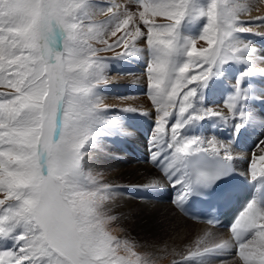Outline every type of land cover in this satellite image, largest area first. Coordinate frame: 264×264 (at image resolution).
<instances>
[{
    "label": "snow or ice",
    "instance_id": "6c2138e0",
    "mask_svg": "<svg viewBox=\"0 0 264 264\" xmlns=\"http://www.w3.org/2000/svg\"><path fill=\"white\" fill-rule=\"evenodd\" d=\"M196 24V36L185 33ZM242 34L264 36V0H0V86L14 89L0 94V264H156L151 253L135 250L145 245L112 234L124 187L93 167L117 138L134 135L104 103L111 61L103 52L146 58L153 111L118 109L153 120L149 162L161 179L143 188L176 189V209L210 226L180 251H160L179 257L172 264H229V257L264 264V140L241 173L254 194L229 239L211 230L214 217L185 210L194 196L223 199L237 159L232 140L188 132L206 120L233 128V137L249 123L264 125L248 108L259 97L244 86L264 78V57ZM230 63L245 65L232 94L205 107L203 91Z\"/></svg>",
    "mask_w": 264,
    "mask_h": 264
},
{
    "label": "bare ground",
    "instance_id": "6f19581e",
    "mask_svg": "<svg viewBox=\"0 0 264 264\" xmlns=\"http://www.w3.org/2000/svg\"><path fill=\"white\" fill-rule=\"evenodd\" d=\"M102 2L110 3L111 0H102ZM117 2H121V0H117ZM237 2L248 3L250 0H237ZM241 39L250 41L252 46L257 50V47L264 46V36L242 34ZM258 53L260 56L261 52L259 50ZM124 61L126 64H129L126 65L124 62V66L126 65L128 67H136L140 70H145L146 58L143 60L128 59ZM234 64L235 63H232L231 65ZM115 69L123 71V68L120 66H115ZM144 76L145 74L136 77H129L121 74V76H116L111 79V84L116 86L107 85V87L104 85L100 90L104 96V103L113 108L112 110L116 111L127 106H133L149 112L153 111L149 98L145 94V83L141 81ZM263 85V81H259V84H256V82L254 83V86L258 89ZM209 89L210 87L208 86L203 91L204 106H219L206 103V100L211 97L209 95L211 92ZM227 93V90L222 93L223 98L216 94L217 99L225 100ZM261 93L264 96V92ZM114 97L129 98L127 100H120ZM206 104H208V106ZM119 116L129 131L134 132V135L123 140L117 138L111 143L109 148L110 156L98 161L93 166L98 167V169L102 171L106 169H116L108 176L106 181L122 185L124 187L123 191L125 192V195L116 201L113 214L120 216L119 223L123 225L126 232L132 236L133 239H135L140 245L146 246L142 247L143 249L152 251L157 257L170 256L171 259L169 263L172 264V261L174 259H179V257L164 255L160 249L167 246L169 251L172 248L180 251L184 246L191 244L197 237L202 235L205 230H208L209 226L192 222L184 218L173 205L172 201L167 202L165 200H160L155 196L147 199L143 198V192H147L143 186L152 179H161V174L149 162V138L147 139L144 135L145 132L151 129L153 120L136 113H119ZM134 125L139 127L140 130L136 132L135 129H133ZM253 125L258 126L255 124ZM222 127L223 126L218 125V122L215 120H206L198 127L191 129L188 134L204 135L209 136V138H211V136H216L223 140L221 137H227V135L230 134V129L226 127L223 128V131L221 130ZM260 127H262V125H259L258 128ZM139 132L143 133L140 134ZM253 132L256 133L253 137L257 136L258 138L257 132L255 130ZM224 140L228 141L226 138H224ZM132 148L139 149L140 156L145 157L148 161H139L136 154H133ZM233 151L234 156L236 157L237 155L242 154L234 149ZM256 153H259V149L256 150ZM242 155H244V157H250V153ZM247 166L248 165H246V167H241L243 172L246 171ZM165 187L169 186L166 185ZM129 190L131 192H128ZM151 192L154 194V191H148L149 194H152ZM211 230L215 232L217 238L229 239V235L226 231L214 228ZM228 259L232 260L230 261L231 264H240L238 257H229Z\"/></svg>",
    "mask_w": 264,
    "mask_h": 264
},
{
    "label": "rangeland",
    "instance_id": "374dc122",
    "mask_svg": "<svg viewBox=\"0 0 264 264\" xmlns=\"http://www.w3.org/2000/svg\"><path fill=\"white\" fill-rule=\"evenodd\" d=\"M98 20H104L105 19V17H103V16H101V17H98L97 18ZM158 22H162V21H158ZM202 23V22H201ZM187 27V26H186ZM201 27V24L199 25V28ZM187 28H189V27H187ZM184 31H185V33H188V34H193V33H189V31H186V29H184ZM94 46H96V47H99V45H94ZM207 47V45H206V43L204 42V41H199L198 42V44H197V47L199 48V47ZM100 55H102L103 57H105L106 59H109L110 61H111V63L108 65V67H107V69H106V72H107V76H108V79H109V81H111V79H113L114 77H116V76H118V74L116 73V71H115V65H116V62H118L120 59H112L113 57H114V53H112V52H103V53H101ZM125 61L124 60H122V63H124ZM125 64H126V62H125ZM232 64V63H231ZM230 64V65H231ZM126 65H129L128 63L126 64ZM123 66V65H122ZM122 66H120V67H122ZM123 68V67H122ZM138 69V68H137ZM140 70V69H139ZM130 72H132V73H135V74H133V76L132 75H128V76H131V77H136L137 75L139 76L140 74V72L138 73V72H136V71H130ZM141 73H144V71L143 72H141ZM119 77V76H118ZM137 79H138V77H137ZM139 80H140V78H139ZM213 79H211L210 81H209V84L208 85H210V82L212 81ZM141 81H143L146 85H147V81H146V76H144L143 77V79L141 80ZM110 84H107V85H109V86H116V85H114V84H111L112 82H109ZM107 85H105V86H107ZM216 86H217V84H216ZM108 87V86H107ZM211 92H215V88H214V86L213 85H211L210 86V89H209ZM219 90H220V96L223 98V95H222V93L226 90V88L224 87V86H222V87H220L219 88ZM12 92H14V89H12V88H10V87H4V86H0V94H8V93H12ZM231 93L229 92V93H227V96H226V98L230 95ZM226 100V99H225ZM106 104V103H105ZM114 113H116L115 111H113ZM93 167H95V166H93ZM99 170V169H98ZM104 170V169H103ZM111 170V171H110ZM116 169H106V170H104L103 172H104V176H103V180L105 181V182H107L106 181V179L108 178V176L112 173V172H114ZM102 171V170H101ZM111 230H112V234L113 235H115V236H117L118 238H120V239H129V240H132V241H134V242H136L137 243V245H140L135 239H133V237L132 236H130L127 232H126V230L124 229V227H123V225H121L119 222L118 223H116V224H113L112 225V227H111ZM122 230V231H121ZM138 253H145V252H147V253H151L152 255H153V257L154 258H156V264H170L169 263V261H170V256H164L163 258H160V257H157L152 251H149V250H146V249H143L142 247H137L136 249H135ZM121 254H123V253H121ZM230 261H232V260H229V264H231V262Z\"/></svg>",
    "mask_w": 264,
    "mask_h": 264
}]
</instances>
